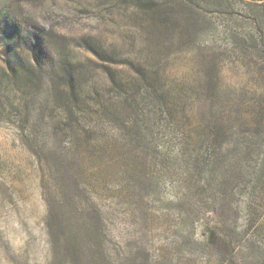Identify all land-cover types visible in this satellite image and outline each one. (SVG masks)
I'll return each mask as SVG.
<instances>
[{
	"label": "trees",
	"instance_id": "obj_1",
	"mask_svg": "<svg viewBox=\"0 0 264 264\" xmlns=\"http://www.w3.org/2000/svg\"><path fill=\"white\" fill-rule=\"evenodd\" d=\"M113 2L102 29L37 38L40 66L28 77L21 128L41 172L52 264H109L107 246L119 227L118 196L109 189L136 181L141 197L147 178L154 182L165 166L169 144L160 138L208 148L215 180L235 179L264 194V38L223 46L215 38H176L196 26V17L178 14L196 0ZM182 62L193 66L183 77L172 69ZM226 71L255 78L232 86ZM251 165L254 172L241 176ZM126 190L128 229L137 215L156 227L157 211ZM115 260L135 263L131 255Z\"/></svg>",
	"mask_w": 264,
	"mask_h": 264
},
{
	"label": "rangeland",
	"instance_id": "obj_2",
	"mask_svg": "<svg viewBox=\"0 0 264 264\" xmlns=\"http://www.w3.org/2000/svg\"><path fill=\"white\" fill-rule=\"evenodd\" d=\"M113 3L0 0V264H52L54 254L45 225L40 168L21 128L28 77L40 66L37 38H44L47 31L82 38L90 29H102L100 21ZM180 10L179 15L196 17V26L184 30L185 37L182 30L176 31V38H215L221 46L232 38H264V0H196ZM192 67L191 62H182L172 69L183 77ZM250 74L226 71V79L235 86L253 81ZM159 142L169 144L165 166L153 175L154 182L147 178L141 197L136 181H121L109 189L108 195L118 196L119 205L114 211L119 227L106 250L114 258L109 264H116L117 256L129 255L134 264H264V194L235 179L215 180L217 167L208 148L191 151L176 135ZM255 167L239 172L251 174ZM148 175L152 177L149 170ZM126 189L131 192L128 199L138 204L143 197L146 209L157 211L156 227L137 215L134 227L128 229L130 220L121 203Z\"/></svg>",
	"mask_w": 264,
	"mask_h": 264
}]
</instances>
